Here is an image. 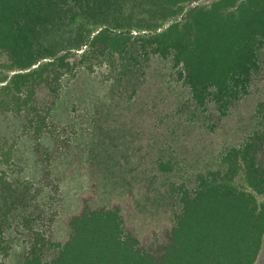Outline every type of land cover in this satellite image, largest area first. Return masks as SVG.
I'll return each instance as SVG.
<instances>
[{"label":"trees","instance_id":"obj_1","mask_svg":"<svg viewBox=\"0 0 264 264\" xmlns=\"http://www.w3.org/2000/svg\"><path fill=\"white\" fill-rule=\"evenodd\" d=\"M263 51L264 0H0V105L19 108L20 94L57 96L80 67L106 65L118 75L114 91L121 73H142L157 58L187 91L191 117L216 124L250 95ZM176 169L161 156L155 178ZM165 189L164 205L175 200L177 210L151 243L125 231L119 207L86 199L63 243L29 229L21 264H255L264 244V131L227 149L191 184ZM39 193L28 180L0 176V255L9 251L3 232L13 213Z\"/></svg>","mask_w":264,"mask_h":264},{"label":"rangeland","instance_id":"obj_2","mask_svg":"<svg viewBox=\"0 0 264 264\" xmlns=\"http://www.w3.org/2000/svg\"><path fill=\"white\" fill-rule=\"evenodd\" d=\"M5 61L0 55V64ZM260 64L250 95L216 124L191 117L187 91L157 58L142 73H121L114 91L118 75L106 65L80 67L64 77L57 96L20 94L19 108L0 105V176L28 180L40 192L36 203L13 213L3 232L9 251L0 263L23 262L29 229L63 243L69 219L86 199L92 207H119L125 231L141 243L161 237L177 210L175 200L164 205L165 186L191 184L194 174L214 169L227 149L264 131V51ZM5 74L0 69V77ZM161 156L175 160L177 169L157 179ZM255 264H264V244Z\"/></svg>","mask_w":264,"mask_h":264}]
</instances>
